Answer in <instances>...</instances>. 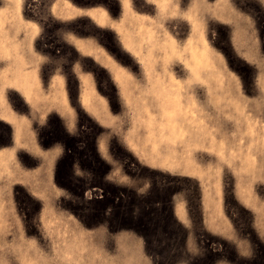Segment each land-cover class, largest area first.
Here are the masks:
<instances>
[{"label": "rangeland", "instance_id": "1", "mask_svg": "<svg viewBox=\"0 0 264 264\" xmlns=\"http://www.w3.org/2000/svg\"><path fill=\"white\" fill-rule=\"evenodd\" d=\"M0 264H264V0H0Z\"/></svg>", "mask_w": 264, "mask_h": 264}, {"label": "bare ground", "instance_id": "2", "mask_svg": "<svg viewBox=\"0 0 264 264\" xmlns=\"http://www.w3.org/2000/svg\"><path fill=\"white\" fill-rule=\"evenodd\" d=\"M30 92H31V91H30ZM170 110H171V109H170ZM166 111H167V110H165V112H166ZM167 112H169V111H167ZM171 112H173V114H175L174 111H171ZM169 113H170V112H169ZM173 114H172V115H173ZM169 116H171V115H169ZM169 116H168V117H169ZM169 118H170V117H169ZM169 120H170V119H168L167 123L169 122ZM165 123H166V122H165ZM174 123H175V122H174ZM171 124H172V123H170V125H171ZM167 127H168V126H167ZM171 127H173V126H171ZM169 128H170V126H169ZM173 129H174V127H173ZM160 130H161V129H160ZM177 133H180V132L177 131ZM176 135H178V134H176ZM159 138L161 139V136H160ZM156 144H157V143H156ZM156 148H157V147H156ZM155 152H156V151H155ZM155 152H153V153H155ZM154 155H155V154H154ZM177 159H178V158H177ZM184 166H185V165H184ZM185 167H186V166H185ZM202 172H203V171H202ZM200 198H201V197H200Z\"/></svg>", "mask_w": 264, "mask_h": 264}]
</instances>
